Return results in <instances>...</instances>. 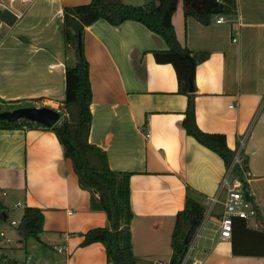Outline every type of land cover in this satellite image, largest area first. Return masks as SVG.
I'll list each match as a JSON object with an SVG mask.
<instances>
[{
	"label": "crops",
	"instance_id": "obj_1",
	"mask_svg": "<svg viewBox=\"0 0 264 264\" xmlns=\"http://www.w3.org/2000/svg\"><path fill=\"white\" fill-rule=\"evenodd\" d=\"M90 1L0 0L16 18L12 25L0 23L2 111L24 101V107L54 109L60 114L54 126L62 122L65 67L75 63L64 47L62 9ZM236 6L232 24H217L215 18L204 26L184 18L181 1L172 16L180 47L208 54L195 69L196 124L205 133L223 134L251 175L257 215L235 219L228 241L219 240V219L226 193L221 181L231 165L226 168L186 135L187 98L176 93L173 67L157 64L152 54L167 49L163 39L133 21L116 27L97 21L85 28L92 91L88 140L106 153L112 171L131 174L130 232L137 264H169L175 217L186 196L205 210L187 264H264V0H236ZM238 174L234 167L232 175ZM0 201L6 211L19 203L23 210L39 209L44 218L43 232L29 248V239L22 241L16 228L0 221L13 239L9 258L21 261L32 249V264H106L100 243L80 246L82 234L109 226L106 215L90 209L89 194L79 187L52 131L33 125L0 129ZM20 250L23 258L11 252Z\"/></svg>",
	"mask_w": 264,
	"mask_h": 264
},
{
	"label": "trees",
	"instance_id": "obj_2",
	"mask_svg": "<svg viewBox=\"0 0 264 264\" xmlns=\"http://www.w3.org/2000/svg\"><path fill=\"white\" fill-rule=\"evenodd\" d=\"M179 1H181L184 18L191 17L204 26L209 25L217 17H223L230 24L236 18V0H156L144 6H131L110 0H91L85 5L64 7L62 9L64 47L66 54L70 52L74 56L75 63L73 66L65 67V98L62 102L65 116L62 122L58 126L46 129L26 119L12 123L0 120L2 130H14L33 125L50 130L56 135L64 149V156L72 163L79 187L89 194L90 209L102 211L109 225L82 234L80 246L86 247L100 243L104 247L106 264H137L130 232L132 212L129 180L131 174L112 171L108 165L106 153L88 140L92 120L90 111L92 91L88 62L84 58L86 27L97 21H104L113 27L126 21H133L161 37L167 49L154 51L152 54L157 64H170L173 67L177 81L176 93L187 98L182 120L186 135L216 154L226 168L231 165L234 157L227 147L223 134L205 133L196 124V95L195 90L189 92V78L194 88L196 66L208 54H196L181 48L178 44L172 25V16ZM15 20V16L10 12L0 11V23L12 25ZM77 55L80 56L79 59ZM25 103L24 101L16 103V108L24 107ZM242 165L246 168L245 160H242ZM245 188L244 185V190ZM204 212L203 206L186 196L183 209L175 217L170 237L172 255L169 264H180L184 259ZM6 219V209L0 201V221ZM43 221V214L39 209L25 208L21 224L16 227L18 237L22 241L29 238L38 240L43 232ZM114 225L117 227L115 231L112 230ZM0 264H18V261L0 257Z\"/></svg>",
	"mask_w": 264,
	"mask_h": 264
},
{
	"label": "built area",
	"instance_id": "obj_3",
	"mask_svg": "<svg viewBox=\"0 0 264 264\" xmlns=\"http://www.w3.org/2000/svg\"><path fill=\"white\" fill-rule=\"evenodd\" d=\"M15 0H10L13 2ZM24 1V0H19ZM0 11H8L7 6L0 2ZM217 24L225 22L223 17H217L215 20ZM232 42H236V38L232 39ZM242 158L236 153L231 162L230 169L227 175L221 181V188L225 189V200L223 202V213L219 219V240L228 241L232 236V226L235 219L248 220L256 217L257 208L253 193L248 186L250 173L242 165ZM236 167L239 170V174L232 175L233 168ZM244 185L246 186L244 190ZM4 195V194H3ZM216 202V198L212 199V204ZM19 203H15L14 207L18 208ZM21 224V219L18 221L9 222L10 228H16ZM12 238L7 234L6 230L0 228V257L9 258L7 254L9 246L12 244ZM192 249L189 245V249L184 259L180 264H187L188 253ZM59 252L61 249L58 250ZM18 264H32L30 257H25L23 260L18 261ZM153 264H165L160 261H154Z\"/></svg>",
	"mask_w": 264,
	"mask_h": 264
},
{
	"label": "water",
	"instance_id": "obj_4",
	"mask_svg": "<svg viewBox=\"0 0 264 264\" xmlns=\"http://www.w3.org/2000/svg\"><path fill=\"white\" fill-rule=\"evenodd\" d=\"M70 31L73 32L72 29ZM79 58L80 56L77 55V59ZM193 91V84L189 78V92ZM59 117L60 114L57 111L48 107H22L11 111H0V120L2 121L12 123L20 119H26L46 129L52 128L59 120ZM116 229L117 227L114 225L112 230L115 231Z\"/></svg>",
	"mask_w": 264,
	"mask_h": 264
},
{
	"label": "rangeland",
	"instance_id": "obj_5",
	"mask_svg": "<svg viewBox=\"0 0 264 264\" xmlns=\"http://www.w3.org/2000/svg\"><path fill=\"white\" fill-rule=\"evenodd\" d=\"M110 1H119V0H110ZM122 1V0H121ZM150 1V0H149ZM146 2V3H151V2H156V0H152L150 2ZM178 4L180 5V1L178 2ZM144 5H147V4H144ZM142 5V6H144ZM22 212H23V209L22 207H19V208H14L11 206V208H9L8 211H6L7 213V219L3 222L5 223L7 226H9V222L11 221H18L21 219L22 217ZM35 243L34 239L32 238H29L28 242H27V245H28V248L33 244ZM12 253H14V256L18 257V258H23L25 256V251L24 250H20V251H11ZM27 255H29L30 257H34L35 256V253L32 249H29L27 250Z\"/></svg>",
	"mask_w": 264,
	"mask_h": 264
}]
</instances>
